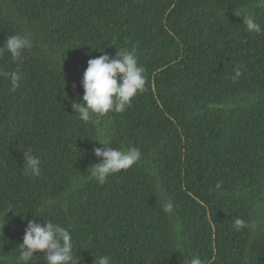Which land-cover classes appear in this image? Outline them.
Masks as SVG:
<instances>
[{"label": "trees", "instance_id": "1", "mask_svg": "<svg viewBox=\"0 0 264 264\" xmlns=\"http://www.w3.org/2000/svg\"><path fill=\"white\" fill-rule=\"evenodd\" d=\"M248 13L264 29V0H0V47L34 36L21 60L0 55L22 75L15 91L0 78V264H22L31 220L68 228L78 264H264V30H246ZM133 48L144 90L80 121L88 60ZM97 142L142 159L100 185ZM29 148L39 177L23 170ZM236 218L257 228L237 232Z\"/></svg>", "mask_w": 264, "mask_h": 264}, {"label": "clouds", "instance_id": "2", "mask_svg": "<svg viewBox=\"0 0 264 264\" xmlns=\"http://www.w3.org/2000/svg\"><path fill=\"white\" fill-rule=\"evenodd\" d=\"M243 25L249 33H260L264 30L252 13L243 17ZM33 47L34 36L31 32L16 33L7 37L3 47H0V55L8 53L13 61H17ZM100 52L98 57L88 60L87 68L83 73L82 102H71L78 119L86 123L91 122L94 117H102L109 112L123 113L131 105L133 98L144 90L146 83L145 69L138 64L135 48L117 51L115 57L104 50ZM241 75L242 72L237 66L232 78L237 79ZM0 78L9 79L12 90L15 91L20 87L22 75L18 71L0 70ZM97 143L102 147L94 148L93 154L100 162L89 169H91V177L100 185L106 183L109 176L132 168L142 159V152L138 147L123 150L110 147V143ZM23 162V170L26 174L33 177L41 175V159L32 154L31 148L23 152ZM221 187L222 183L218 181L215 189ZM161 197L164 201L163 212L170 216L175 215V205L172 200L164 193H161ZM43 221V224L37 220L27 223L23 242L19 245V261L22 264H29L30 261L36 264L35 254L44 253L45 264H78L73 254V237L69 229L51 220ZM233 228L237 232L245 228L255 231L257 224L236 218ZM94 264H111V257L98 256ZM184 264H203V261L199 255H193L188 257Z\"/></svg>", "mask_w": 264, "mask_h": 264}]
</instances>
